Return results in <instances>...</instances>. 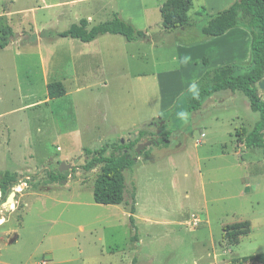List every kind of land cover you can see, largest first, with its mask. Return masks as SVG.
Wrapping results in <instances>:
<instances>
[{"label":"rangeland","instance_id":"374dc122","mask_svg":"<svg viewBox=\"0 0 264 264\" xmlns=\"http://www.w3.org/2000/svg\"><path fill=\"white\" fill-rule=\"evenodd\" d=\"M105 1L0 0V264H236L264 252V157L244 144L260 114L231 90L190 111L184 93L205 64L183 65L179 55L203 41L209 16L236 0H191L194 25L161 32L153 46L113 34L90 43L53 34L82 18L89 27L111 18ZM143 1L148 33L162 31L163 0ZM234 31L218 40L207 69L249 64L250 33ZM150 70L176 73L171 88L162 79L176 98L140 136L131 76ZM53 81L64 83L66 95L48 98ZM258 93L264 100L259 85ZM151 139L158 143L140 154L137 145L121 147ZM106 145L105 156L136 158L121 204L93 197L103 164L86 166ZM6 172L15 184L3 195ZM240 221H250V233L226 237L225 227Z\"/></svg>","mask_w":264,"mask_h":264},{"label":"trees","instance_id":"16d2710c","mask_svg":"<svg viewBox=\"0 0 264 264\" xmlns=\"http://www.w3.org/2000/svg\"><path fill=\"white\" fill-rule=\"evenodd\" d=\"M191 0H167L161 8L164 25L162 31L148 33L138 29L133 23L123 19L117 13L113 18L89 27V21L82 18L79 23L72 24L68 29L52 32L57 37L74 38L90 43L103 34L121 35L130 42L144 41L158 43L161 32H172L181 27L193 26L187 11ZM168 10V13L166 12ZM201 16V15H200ZM245 28L251 37V59L249 64L230 63L210 68L190 87L184 95L188 98L190 111H197L216 92L223 90L241 91L250 100L251 109L260 114L252 130L245 135L244 144L247 148L262 149L264 157V100L258 93V85L264 80V0H236L229 7L209 16L201 26L204 38L211 39L225 35L234 28ZM13 34L12 29H8ZM9 44L6 40L1 44L5 48ZM205 65L209 59L204 57ZM49 99L66 95L67 90L62 81H53L47 84ZM162 119L163 113L159 115ZM159 118L153 117L141 123L143 128L140 136L147 134L145 128L158 123ZM160 122V121H159ZM167 134V133H166ZM168 136V134H167ZM166 136V137H167ZM165 142V139L163 140ZM138 146V142H131L123 149ZM87 151L90 152L89 149ZM107 145L97 150V155L87 164V169L96 164H103L101 173L94 183L93 197L99 204H121L125 200L126 171L136 164V158L127 151L121 154L105 156ZM15 184V176L6 172L2 176L1 191L4 195L10 184ZM131 221L134 219L131 217ZM250 221H240L225 227V236L237 241L239 236L250 233ZM236 264H264V252L245 256L236 260Z\"/></svg>","mask_w":264,"mask_h":264},{"label":"crops","instance_id":"0c3cea01","mask_svg":"<svg viewBox=\"0 0 264 264\" xmlns=\"http://www.w3.org/2000/svg\"><path fill=\"white\" fill-rule=\"evenodd\" d=\"M105 2L106 5L110 4V9L108 8V10L112 11L111 14L113 16L115 13H117L123 19L133 23L138 29L148 32V29L150 28L147 17L149 9L143 0H106ZM164 2L165 0H163L160 4L157 5L160 11ZM106 15H108V13ZM113 16H111V18H108L107 20L112 19ZM234 29L230 30L229 32H235ZM180 30L185 31L186 29ZM229 32H227L226 34H228ZM244 34L240 32L237 36L239 37L240 35L242 36ZM220 38H222V36L206 40L204 36H201L200 39L201 41L203 40L201 43H198L195 46L191 47H181V50L179 51V55L181 57V64L184 65L185 62H190L194 64V66L196 65V68L197 65L203 61L204 57H207L203 56L202 58L203 54L209 56L207 58L211 63V56L213 55L212 53L214 51L219 52L216 43L218 42V40H221ZM131 44H151L152 46L154 45L152 43L144 41H137V43L131 42ZM196 46H200L202 49H204V52L199 56L195 54L196 52L194 50L195 48L200 47ZM233 59L234 61H236L240 58L238 56H234ZM199 69L201 70L199 76L200 78L205 73L207 67L204 65L200 66ZM175 74L176 73L173 71H168L160 74L155 70H150L138 72L131 76L132 100L134 107L133 116L136 120V124L134 125L150 120L153 117H157L164 110L173 106V102L176 97L173 96V94H169V91L167 92V94L165 93L162 85V79L166 77L171 88L176 81L173 80ZM191 75L193 76V74Z\"/></svg>","mask_w":264,"mask_h":264},{"label":"water","instance_id":"95a60500","mask_svg":"<svg viewBox=\"0 0 264 264\" xmlns=\"http://www.w3.org/2000/svg\"><path fill=\"white\" fill-rule=\"evenodd\" d=\"M259 86H260L261 88L264 89V80H262V81L259 83ZM158 118L160 119L161 117L159 116ZM160 123L162 124V123H164V122L161 121ZM155 125H156V123H155ZM167 141H168V140H167ZM153 143H158V141L155 140V139H151V140H148V141H146V142H144V143H140V144H138V146H137V153L140 154V153L142 152L143 149H145L146 147L152 145ZM63 164H64V163H62V166L60 167V171H64V170L67 169V168L64 167ZM14 195H15L14 193H12V194L10 195V197H9V199H8V202H11V201L13 200Z\"/></svg>","mask_w":264,"mask_h":264}]
</instances>
